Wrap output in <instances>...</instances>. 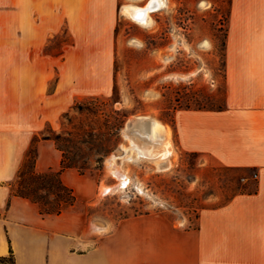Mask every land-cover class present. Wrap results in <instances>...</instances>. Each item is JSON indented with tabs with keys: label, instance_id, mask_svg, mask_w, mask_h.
I'll return each instance as SVG.
<instances>
[{
	"label": "rangeland",
	"instance_id": "obj_1",
	"mask_svg": "<svg viewBox=\"0 0 264 264\" xmlns=\"http://www.w3.org/2000/svg\"><path fill=\"white\" fill-rule=\"evenodd\" d=\"M150 1L119 0L114 30L85 34L67 24L25 22V0H0V34L13 38L15 54L25 62V136L31 144L17 192L38 197L44 210L57 205L51 173L44 182L32 175L38 143L53 141L64 163L87 177L79 207L95 237L150 213L196 229L205 210L256 190V174L205 164L179 147L174 131L179 111L226 108L231 0H164L150 25L122 11ZM139 117L169 129L172 156H138L127 134ZM136 142L147 150L144 140Z\"/></svg>",
	"mask_w": 264,
	"mask_h": 264
},
{
	"label": "crops",
	"instance_id": "obj_2",
	"mask_svg": "<svg viewBox=\"0 0 264 264\" xmlns=\"http://www.w3.org/2000/svg\"><path fill=\"white\" fill-rule=\"evenodd\" d=\"M232 5L226 108L179 111L174 131L179 147L205 164L256 174V190L205 210L196 229L150 213L123 219L95 237L79 207L87 177L73 168L61 179L77 202L61 214L43 215L37 202L19 195L31 144L25 136V62L15 54L13 38L0 34V257L13 250L16 264H264V0ZM118 6L119 0H25V22L110 33ZM37 148L38 173L61 169L53 141H40Z\"/></svg>",
	"mask_w": 264,
	"mask_h": 264
},
{
	"label": "bare ground",
	"instance_id": "obj_3",
	"mask_svg": "<svg viewBox=\"0 0 264 264\" xmlns=\"http://www.w3.org/2000/svg\"><path fill=\"white\" fill-rule=\"evenodd\" d=\"M153 3H156L153 5ZM165 4L164 0H151L145 7L129 4L122 7L125 14L131 16L137 22L150 25L152 23L151 13L158 10ZM132 134H127L131 139L132 148L138 153V156H146L150 159L166 160L174 153L173 142L170 137V131L161 122L157 120H148L139 117L129 126ZM136 139L144 140L147 144V150H144ZM115 158V157H114ZM120 178L123 179L121 175ZM126 181H123L124 185ZM108 190V189H106ZM97 230H101L100 226H95Z\"/></svg>",
	"mask_w": 264,
	"mask_h": 264
},
{
	"label": "trees",
	"instance_id": "obj_4",
	"mask_svg": "<svg viewBox=\"0 0 264 264\" xmlns=\"http://www.w3.org/2000/svg\"><path fill=\"white\" fill-rule=\"evenodd\" d=\"M231 3H232V0H231ZM37 158H38V154L36 153V155L34 157L33 166H32L33 170H34L32 172V175L35 176L36 178L40 179V180H43V182H44L45 177L49 176V174L48 173H38L36 171L35 167H36ZM69 168H73V167L67 165L62 160L61 169L59 171H49V173H51L50 175L52 176V180H51L52 184L57 189V192L55 193V195H56L57 200H58L57 205L50 210H44L41 206V200L38 197H35L33 194L26 193V192H25V194L20 193V192H17V193L19 195L25 197V198H29V199L37 202L41 206V213L43 215L61 214L69 206H73L77 202V196L75 195L74 190L72 188L66 186L61 179L62 172L69 169ZM24 173H25V167L22 170L20 179L24 176ZM64 194H67V195H64ZM6 261H9L11 264H16V259H15L13 250H11V253L8 257H0V262H6Z\"/></svg>",
	"mask_w": 264,
	"mask_h": 264
},
{
	"label": "water",
	"instance_id": "obj_5",
	"mask_svg": "<svg viewBox=\"0 0 264 264\" xmlns=\"http://www.w3.org/2000/svg\"><path fill=\"white\" fill-rule=\"evenodd\" d=\"M156 3H153V5H155Z\"/></svg>",
	"mask_w": 264,
	"mask_h": 264
},
{
	"label": "built area",
	"instance_id": "obj_6",
	"mask_svg": "<svg viewBox=\"0 0 264 264\" xmlns=\"http://www.w3.org/2000/svg\"><path fill=\"white\" fill-rule=\"evenodd\" d=\"M255 177H257V175H255Z\"/></svg>",
	"mask_w": 264,
	"mask_h": 264
}]
</instances>
